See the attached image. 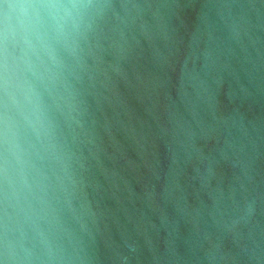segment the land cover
Masks as SVG:
<instances>
[{
    "label": "water",
    "instance_id": "water-1",
    "mask_svg": "<svg viewBox=\"0 0 264 264\" xmlns=\"http://www.w3.org/2000/svg\"><path fill=\"white\" fill-rule=\"evenodd\" d=\"M150 2L181 7L99 65L94 264H264V0ZM219 4L248 6L243 47ZM241 186L256 212L232 227Z\"/></svg>",
    "mask_w": 264,
    "mask_h": 264
},
{
    "label": "clouds",
    "instance_id": "clouds-1",
    "mask_svg": "<svg viewBox=\"0 0 264 264\" xmlns=\"http://www.w3.org/2000/svg\"><path fill=\"white\" fill-rule=\"evenodd\" d=\"M180 7L0 0V264H94L90 173L102 55L127 44L146 17L163 20ZM213 7L243 47L248 6ZM255 203L241 186L219 212L232 227L248 226Z\"/></svg>",
    "mask_w": 264,
    "mask_h": 264
}]
</instances>
